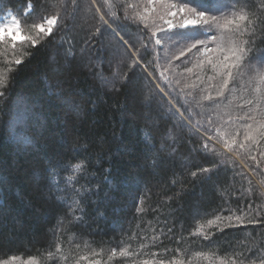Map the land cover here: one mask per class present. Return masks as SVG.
<instances>
[{"label": "trees", "instance_id": "1", "mask_svg": "<svg viewBox=\"0 0 264 264\" xmlns=\"http://www.w3.org/2000/svg\"><path fill=\"white\" fill-rule=\"evenodd\" d=\"M203 2L209 16L234 7L256 21L223 96L208 63L222 57L186 51L194 41L173 35L182 29L152 37L167 28L152 13L140 19L147 0H0V22L10 11L33 36L34 24L58 16L35 47L0 44V261L262 264L264 138L238 144L254 124L247 116L264 119V0ZM232 136L238 144L225 149ZM78 161L87 178L69 186L59 168L57 190L48 170Z\"/></svg>", "mask_w": 264, "mask_h": 264}, {"label": "snow or ice", "instance_id": "2", "mask_svg": "<svg viewBox=\"0 0 264 264\" xmlns=\"http://www.w3.org/2000/svg\"><path fill=\"white\" fill-rule=\"evenodd\" d=\"M154 4L159 5V8L163 9V11H159L156 7L149 8L147 6ZM192 4H196L197 6H190ZM147 5L144 7V15H141L140 19H146L148 14L152 13L154 14L153 23H155L156 20H160L167 25V29L157 28L156 31L152 33V37H155L157 32H161L164 33L167 38L171 39V37L168 36V33L171 32V30L182 29L185 31L175 32L173 35H175L180 41H194L190 42L188 47L185 49L188 52H191L193 49H197L199 51L200 49H198V45H206L204 40L196 39L199 35L207 36L216 45L214 49L207 48L205 46L204 51L205 53L216 52L220 57H222V59H219L216 63H213L210 58L208 63L214 71H217L218 74L221 75L222 83L220 85V91L217 95L223 96L224 90L229 86V82L235 80L234 70L241 67L245 59L249 56V52L252 51V49L246 47V45L249 44V41H242L240 40V37L249 32L254 34L256 21L249 19L248 14L242 9L237 11L234 7L230 14L209 16L207 5L203 2V0H186V2H181L179 4L170 2V0H147ZM201 8L205 10H199ZM214 10L221 11L219 8ZM113 15L115 14L113 13ZM166 16H170L171 18L165 19ZM177 17H179V20L174 23L173 20ZM43 19L45 21L44 23H37L32 26L36 30V35L33 36L31 34L24 33L20 21L15 16H12L11 23H0V44H3L6 40H10L13 48H15L17 42L30 43L33 47H35L41 42L44 36L52 34L58 16H52L50 18L45 17ZM214 30L220 33L219 37L211 34ZM97 31H99V29H97ZM161 44V39H155V45L159 46ZM180 54L183 56L184 51ZM15 63L20 64L21 60L17 59ZM250 67L255 69V65L251 64V62ZM187 71L191 72L192 69H187ZM260 83H264V73H260ZM255 91L260 92V87L257 86ZM0 95H3V93L0 92ZM205 99H211V97L209 96ZM260 99H264V96L260 97ZM248 103L250 104L252 101H248ZM247 118L253 121L255 126L253 123H249L244 126V142H240L238 144L236 136H232L230 140L225 141L223 145L225 149L231 150L232 146L237 144L240 149H244L246 142L256 144L258 143L257 137L264 138V119L257 121L255 115L247 116ZM23 119L24 113H20L15 118L14 123L22 122ZM205 135H207V133H205ZM210 139L211 138L209 137V140ZM24 140L26 143L30 142V138L28 137H25ZM203 147L208 149L209 145L207 141ZM210 150L215 151L214 148ZM261 156H264V153H261ZM251 159L256 161L255 156H252ZM257 163H259V161H257ZM59 168H64L66 171L71 173V175L65 178V183L69 186H71V182L78 180L80 175H85L87 178V164L85 161H78L76 163L66 165H61L57 162L48 170V179L57 188V190H59L60 173L57 171ZM210 171L211 169L209 168H203L200 170L202 173H209ZM196 175L197 173L194 172L193 176ZM84 191L88 192L90 190L85 188ZM57 247L59 248V245ZM113 254H115V252ZM129 254L130 253L127 250H122L120 253L121 256H127ZM16 260L17 257H11L7 260L0 261V264H14ZM29 261H34V258H29ZM25 264H28V262H25ZM143 264H150V262L145 260L143 261ZM159 264H165V261L161 260L159 261ZM171 264H182V262L173 260ZM262 264H264V261H262Z\"/></svg>", "mask_w": 264, "mask_h": 264}, {"label": "rangeland", "instance_id": "3", "mask_svg": "<svg viewBox=\"0 0 264 264\" xmlns=\"http://www.w3.org/2000/svg\"><path fill=\"white\" fill-rule=\"evenodd\" d=\"M14 16L10 11L7 12L3 17H2V20L0 23H11V17ZM169 19L171 18L170 16L168 17ZM45 22V21H44ZM43 22V23H44ZM175 23V21H173ZM166 28H167V25H166ZM207 48H209V45H205ZM205 46L203 47V51H204V48Z\"/></svg>", "mask_w": 264, "mask_h": 264}]
</instances>
